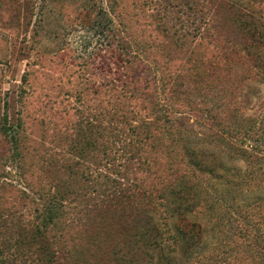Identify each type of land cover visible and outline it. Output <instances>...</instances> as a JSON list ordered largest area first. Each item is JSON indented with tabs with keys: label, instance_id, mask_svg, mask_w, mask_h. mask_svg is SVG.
Returning a JSON list of instances; mask_svg holds the SVG:
<instances>
[{
	"label": "rangeland",
	"instance_id": "1",
	"mask_svg": "<svg viewBox=\"0 0 264 264\" xmlns=\"http://www.w3.org/2000/svg\"><path fill=\"white\" fill-rule=\"evenodd\" d=\"M182 1L0 0V127L6 114L18 136L15 160L7 164L11 141L0 131V176H5L0 177V222L8 220V212L32 220L33 210L53 194L64 195L67 206L76 204L73 196L86 186L87 193L97 194L105 177H115V168L127 174L129 183L134 179L148 191L164 184L174 187L171 174L176 171L193 179L190 188L203 204L196 209L203 231L190 253L177 254L174 264H264L259 241L251 243L252 235L241 238L237 233L241 220L242 226L252 220L264 225V216L238 207L237 188L244 190L236 186L238 179L226 186L211 182L188 163L183 145L165 132V123L157 121L161 106L152 116L149 101L133 99L131 89L126 94L109 87L117 80L131 88L154 82L151 98L164 100V111L174 118L185 114L183 128L200 139L202 131L217 135L205 140L201 146L206 148L228 152L225 131L243 133L251 127L252 134L258 129L255 119L264 112V78L242 55L228 56V62L209 71L198 69V60H213L218 49L192 31L195 14ZM130 62L131 70L118 68ZM181 98L194 112L217 118V126L210 118L199 124ZM144 133L148 147L140 143L143 138L136 141ZM103 142L111 145L112 164L101 160ZM245 167L244 161H237V172ZM89 178L91 182H85ZM256 178L264 186L261 170ZM222 196L226 208L219 203ZM125 214L115 204L102 214L105 218L97 215L86 225L66 214L54 230L59 242L54 248L66 252L72 264H115L113 251H134L136 229ZM11 224L0 225V243L9 247L15 239ZM134 248L135 263L145 262L146 250ZM10 259L13 264L31 261L17 254Z\"/></svg>",
	"mask_w": 264,
	"mask_h": 264
},
{
	"label": "trees",
	"instance_id": "2",
	"mask_svg": "<svg viewBox=\"0 0 264 264\" xmlns=\"http://www.w3.org/2000/svg\"><path fill=\"white\" fill-rule=\"evenodd\" d=\"M182 3L186 9L195 14L192 31L196 33L199 39L210 40L213 47L218 49L215 52L216 55L211 58L213 60H198L200 64L198 69L209 71L210 68L222 66L228 62V56L242 55L241 57L246 59V64L251 69L254 68L257 75L264 78V0H183ZM109 21L108 19L107 23ZM131 65L130 62L127 66H118V68H121L122 71H129L132 69ZM120 75L125 78L124 74ZM115 83V81L110 82L109 87H113L110 89L126 94L131 89L134 91L130 95L133 99H138L137 96H139L140 99L149 101L148 104L152 106V116H157V109L161 106L162 113L159 116L161 119L158 117L157 121L164 122L167 128L165 132L177 137L176 142L183 145L184 152L189 157L188 163L199 172L206 173L214 184L226 186L233 179H238L236 186L244 188L241 191L236 187L238 189L236 197L238 207L249 212L252 216H264V208L262 207L264 206V186L256 178L258 170H261L264 176V112L258 120L255 119L258 122V129L253 130L252 134H249L252 130L251 127L244 130L243 133L235 134L222 128L230 145V150L223 152L215 148L201 146L206 143V139L215 138L216 134H213L212 131L209 134H204L202 131L199 133L200 137L203 136L200 139L198 134L191 133L194 132L193 130L183 128L185 114L174 118L172 113L164 111V100L159 97L151 98V93H154L156 89L154 82L143 83L137 88H131L130 83L125 80L123 82L117 80V85ZM168 91L171 93V89ZM147 98L150 99L147 100ZM180 100L181 105L188 103L186 99L181 98ZM187 105H189L190 113L197 116L195 120L198 119L199 124L203 125V122L210 118L212 122L215 121L214 124L217 126V120H215L217 118H212L208 112H201L200 114L194 112L190 104ZM249 121L254 123V120L250 118ZM0 131L11 141V145L6 147V152L9 155L5 156L4 163L12 164L15 160L13 154H16L17 151L18 136L12 126L8 124L6 114L3 123H1ZM102 131L106 134L104 130ZM146 139L144 133L136 141L140 140V143L143 142L148 147L145 143ZM106 144L107 142L101 144V160L104 165L112 164L111 161H115V158L111 157V153H113L111 145ZM239 160L246 163L243 173L236 170V164ZM172 172H175L171 174L176 180L173 182L174 187L164 184L160 189L153 187L148 191L145 188L140 189L133 182L134 179H132V183H129L127 174L124 171L119 172L115 168L114 178L105 177V181L100 183L102 188L96 184L99 186L97 194L87 193L88 187L86 186L79 195L73 196L72 201L78 199L76 204L67 206L63 202L64 195L53 194L42 199L47 202L46 204L43 202L40 208L33 210L32 220L26 221L21 215L16 216L14 212H8V220H2L0 225L11 222L13 229L10 232L14 234L15 239L10 247L6 246L3 241L0 243V264H13L14 260L10 258L16 254L17 256L20 255L22 260H31L29 261L30 264L32 262H36L35 264H58L61 263L59 259H62L65 264H72L66 252L61 251L62 253H60L59 249L56 251L54 248L58 247L59 244L57 237L54 236L58 221L64 215L69 214L78 224L86 225L92 222L95 216L111 210L115 204L122 206L126 212L127 223L132 229H136L134 235L136 241L132 246L134 251L140 248H134L136 245L142 246L146 250L145 255L147 256L145 262L140 260L135 263L137 253L134 251L130 250L131 254L128 255L126 252L115 250L112 253L115 264H174L177 254L188 255L191 248L199 242L203 230L198 218L199 212L196 209L202 207L203 204H200L201 200L190 188L193 179L188 180L179 176L176 171ZM0 177L1 179L5 178L4 175ZM91 180L96 181L92 178ZM85 182H91L90 178L85 179ZM221 198L219 203L220 201L223 202L224 208H226L227 203L224 202V196ZM233 202L235 203V199ZM231 211L243 212L234 209ZM102 216L105 218V215ZM212 218L210 217V219ZM241 223H243L242 220ZM241 223L236 226L237 233L241 234V238L252 235L251 243L255 244L258 240L262 246H260V250L264 253L263 223L261 225L259 221L254 222L253 220L247 225L242 226ZM253 230L256 234L249 233ZM60 254L62 257L58 258Z\"/></svg>",
	"mask_w": 264,
	"mask_h": 264
}]
</instances>
